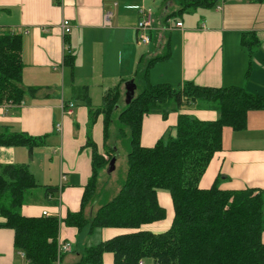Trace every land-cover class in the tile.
Instances as JSON below:
<instances>
[{
    "label": "crops",
    "instance_id": "crops-1",
    "mask_svg": "<svg viewBox=\"0 0 264 264\" xmlns=\"http://www.w3.org/2000/svg\"><path fill=\"white\" fill-rule=\"evenodd\" d=\"M137 6L154 10L156 23L148 57L162 55L167 43L171 48L170 58L155 63L149 71L153 85L177 88L193 82L211 88L243 87L264 95V2L220 0L213 8L176 16L177 23H183L179 29L170 27L171 19L166 21L167 14L179 9L167 0H0V35L12 32L23 39V86L41 88L36 97L26 96L20 106H0V133H26L45 140L33 150L32 158L27 148L0 147L1 166L25 165L40 185L37 190L42 192L30 194L21 210L23 216L63 221L69 213L81 210L93 176L89 134L101 154L105 140L103 116L91 125L89 107L79 99V90L87 88L91 104L100 108L109 90L125 80L122 89L126 93L125 84L135 82L145 47L138 43L137 21L142 15ZM108 14H112L110 25L106 24ZM64 20L71 23L69 35H64ZM251 33L260 44L249 54L241 40ZM67 43L75 56L73 75L64 66ZM70 104L74 105L71 112ZM181 114L205 122L219 118L208 109L176 112L174 107L166 115H149L142 145L152 147L167 132L173 133ZM216 183L223 190H264V111L249 113L245 131L225 129L223 151L214 156L199 186L208 190ZM158 199L167 211L166 219L141 230L160 234L171 228L175 218L171 195L160 192ZM170 208L174 214L168 220ZM4 223L0 217V264H29L14 246V231L1 227ZM130 232L96 229L88 236L62 224L59 240L72 243L74 252L64 255L61 264H77L79 251ZM104 264H114L111 253L105 254Z\"/></svg>",
    "mask_w": 264,
    "mask_h": 264
},
{
    "label": "trees",
    "instance_id": "trees-1",
    "mask_svg": "<svg viewBox=\"0 0 264 264\" xmlns=\"http://www.w3.org/2000/svg\"><path fill=\"white\" fill-rule=\"evenodd\" d=\"M174 1L179 9L167 14L166 21L199 8H213L220 0H169V3ZM241 44L251 54L260 40L255 34H244ZM67 47L64 66L73 75L75 56L68 43ZM22 51L20 35L12 32L0 35V106H20L26 96L36 97L41 90L23 86ZM170 55L167 43L162 55L150 58L142 74L145 91L135 95L120 112V139L130 144L126 181L117 196L110 201L104 198L97 211H90L89 215L88 208L99 198L96 178L117 151L109 146V133L112 118L125 95L122 89L125 80L106 93L100 108L91 104L87 88L79 90V99L89 107L91 125L99 116L104 118L105 152L100 153L89 134L87 148L93 153V176L85 188L81 210L69 213L63 222L79 231L90 227V235L96 229L109 228L132 232L86 247L77 264H104L107 253L113 255L114 264H138L142 260L153 264H264V190H223L218 183L208 190L199 186L214 156L223 151L225 129L245 131L249 113L264 111V95L243 87L211 88L193 82L177 88L153 85L149 78L151 67ZM173 107L176 112L208 109L217 112L219 118L205 122L181 114L173 133L167 132L152 147L143 146L146 117L156 113L166 115ZM44 144V138L26 133H0V147L27 148L30 158L33 150ZM39 187L27 166L0 165V217L5 219L1 227L14 231V246L25 254L29 264H56L61 221L56 217H25L21 213L29 193ZM159 190L171 195L175 218L168 231L154 234L141 229L167 217L166 209L159 204Z\"/></svg>",
    "mask_w": 264,
    "mask_h": 264
},
{
    "label": "rangeland",
    "instance_id": "rangeland-1",
    "mask_svg": "<svg viewBox=\"0 0 264 264\" xmlns=\"http://www.w3.org/2000/svg\"><path fill=\"white\" fill-rule=\"evenodd\" d=\"M167 1H169V0H167ZM173 3H174V5L178 6V2L174 1ZM152 11H154V10H152ZM138 20H139V15H138ZM179 20H181V18H179ZM177 22L178 21L176 20L175 17L172 18L170 20V22H169L170 27L171 28L176 27V23ZM137 23L139 25L138 21H137ZM140 44H141V46H145L142 43H140ZM147 50H148V52H147ZM149 51H150V48H147V46H145L143 48V52L141 53V55L144 56V57H143V61H142L141 66H140V72H139V74H138V76L136 77V80H135V84H136V87H137L136 96L140 95V94H143V92L145 91L146 85L142 81V74H143V72L145 71V69L147 67V64H148V61L150 60V57L152 58V56H156V54H155V55H151L150 57H148L149 56V54H148ZM125 105H126L125 104V95L123 94V97H121V100L119 102V109L115 112V114H114V116L112 118L113 124L110 125V133H109V135H110L109 146H113V148H115L117 150L115 152V158H114L116 160L115 171L113 173H108L109 165H107L105 168H102L100 170V173L98 174V176L96 178V191L98 192V196L97 197H99L98 199L95 200V203L93 205V207H96V211H97V208L100 207V205H101L100 202H102L104 200V198H109L107 200L110 201L115 196H117L118 193L121 191L122 185L126 181L128 168H129V166H128V154L130 152V144H129L128 140L120 139L121 135H122V133L120 131V126H122V125H121V122H119L120 112L124 109ZM193 108H196V107L194 106ZM40 191L35 189L32 192L39 193ZM160 192L168 194V192L165 191V190H159L158 193H160ZM31 193H29V195L27 197V200H28V198H29ZM91 209H92V206H90L88 208L87 215L90 214ZM172 214H174V211H173V208L172 209L170 208L169 209L168 220L171 219ZM62 224H64L63 221H61V226H62ZM60 231H61V227H60ZM82 233L87 234L89 236L90 227L85 228L82 231ZM60 243H69V244H71L72 251L69 252V253H66V254H72L74 252L73 251L74 248H73V244L72 243H70V242H60V240H58V250H59ZM76 247H78V246H76V244H75V248ZM82 251H79V253H81ZM66 254H63L61 256L60 264L62 262L63 256L66 255ZM57 256H59V251H57ZM58 259L59 258H57V262H58ZM148 264H151L150 261L148 262Z\"/></svg>",
    "mask_w": 264,
    "mask_h": 264
},
{
    "label": "built area",
    "instance_id": "built-area-1",
    "mask_svg": "<svg viewBox=\"0 0 264 264\" xmlns=\"http://www.w3.org/2000/svg\"><path fill=\"white\" fill-rule=\"evenodd\" d=\"M134 8L137 9L142 15V19L140 20L138 29H137L139 32V43H142L143 45L148 46L151 44V33L154 30L155 23H156L154 14L151 10H145L138 6ZM111 17H112V14L107 15L106 17L107 25H110ZM182 26H183V23L179 22L177 23L176 28L180 29L182 28ZM62 28H63L64 35H69L71 33V23L68 20L63 21ZM69 107H70L69 112H71V110L74 108V105L70 104ZM44 215L46 216L47 213H44ZM58 251H59V256H58L59 259L56 264H60V258L63 254H66L72 251V246L69 243H60ZM21 255L23 258H25L24 253H22ZM138 264H145V262L142 260Z\"/></svg>",
    "mask_w": 264,
    "mask_h": 264
},
{
    "label": "water",
    "instance_id": "water-1",
    "mask_svg": "<svg viewBox=\"0 0 264 264\" xmlns=\"http://www.w3.org/2000/svg\"><path fill=\"white\" fill-rule=\"evenodd\" d=\"M125 90H126V93H125V104H130L132 102V100L134 99L135 95H136V90H137V87H136V84L134 81H130V82H127L125 84ZM115 163H116V160L113 159L110 164H109V168H108V173H113L115 171Z\"/></svg>",
    "mask_w": 264,
    "mask_h": 264
}]
</instances>
